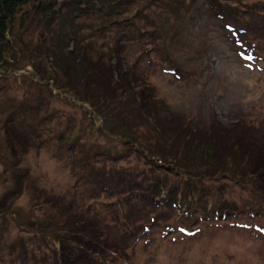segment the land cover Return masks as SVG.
<instances>
[{
	"label": "rangeland",
	"instance_id": "rangeland-1",
	"mask_svg": "<svg viewBox=\"0 0 264 264\" xmlns=\"http://www.w3.org/2000/svg\"><path fill=\"white\" fill-rule=\"evenodd\" d=\"M132 1L119 7V18H133L127 27L97 29L101 16L82 0L81 16L67 17L77 7L64 0L15 16L0 67V264H59L75 239L69 229L97 231L107 250L93 264H264V171L255 163L264 152V0H222L221 19L207 0ZM140 29L143 39L124 36ZM113 48L146 87L142 111L109 81ZM84 56L103 75L83 76ZM184 140L223 150L227 166L202 181L207 198L223 202L221 217L197 204L204 221L177 210L128 220L107 205L122 197L108 179L114 169L152 175L144 154L186 157ZM238 143L250 152L233 151Z\"/></svg>",
	"mask_w": 264,
	"mask_h": 264
},
{
	"label": "trees",
	"instance_id": "trees-1",
	"mask_svg": "<svg viewBox=\"0 0 264 264\" xmlns=\"http://www.w3.org/2000/svg\"><path fill=\"white\" fill-rule=\"evenodd\" d=\"M57 0H0V67H7V63L9 62V58L5 56L6 52L10 49V46L7 47V43H9L8 36L9 32L11 30V26L13 24V20L15 19V16L18 13H25L27 10H23L25 6L28 4H36V10L35 11H49L55 10V7H53V3ZM78 0H64L63 5L61 6H70L75 3L74 7H77V11L74 10L71 14H68L67 17H74L75 16H81L83 13V10L79 7V5L76 6ZM81 1V0H79ZM83 3L85 2L87 4V7L93 11V13H97L101 16V18L98 19V24L95 25L97 29H106L107 26H111L113 24H117V26H130L133 23V18L128 19H121L119 18V15L121 14L119 12V7L126 6L129 3H132V0H82ZM207 4H205L208 7L213 8L214 10H217L215 12V16L213 17L217 19L224 18L226 15L223 11L225 8L221 7L220 4L222 0H207ZM91 3V4H90ZM179 8V5H178ZM174 10V8H172ZM125 10V8H124ZM170 10V8L168 9ZM179 10V9H177ZM113 11V12H112ZM175 11V10H174ZM181 11V10H180ZM113 13V17L109 16L110 13ZM67 13H69L67 11ZM107 16V17H105ZM219 27L222 24H217ZM226 27V25H224ZM222 27V26H221ZM227 28V27H226ZM244 31L245 28H243ZM128 34L124 35L129 36L128 39H139V38H145L147 35L144 33L143 29L138 30L136 33L127 32ZM155 32L150 31L149 32V39H153L155 37ZM122 37V42L124 41L125 37ZM152 47L155 45V42H151ZM154 44V45H153ZM157 47V46H156ZM159 47V46H158ZM8 49V50H7ZM151 48H148L150 50ZM157 49V48H155ZM112 56L116 57L115 62L110 63V74L111 78L109 77V81L116 80L115 82L118 84L116 88L125 91V92H132L134 97V103L135 107H138L140 111H142V107L145 103L144 97L147 93L146 87L143 84H137V81L135 79L130 80L128 78V70L130 69V66L127 65L129 63L127 60L124 61V55L118 50H115L114 48L111 51ZM85 52H83V55ZM89 57L84 56L83 63L80 67V72L85 76V71L91 73V74H97V75H103V70L100 69V65L98 66L94 62H90ZM112 61V60H111ZM124 61V62H123ZM100 64V62H97ZM9 64V63H8ZM78 65V64H77ZM100 69V70H99ZM133 76V75H131ZM82 77V76H81ZM66 78V77H65ZM56 83L58 82L55 80ZM59 89L61 85H59V82L56 84ZM130 94V93H129ZM133 103V104H134ZM132 105V104H131ZM133 106V105H132ZM116 131H119L117 128ZM181 135V134H180ZM170 140L171 137H170ZM209 141L201 142L198 144H192L191 142L184 140L185 148L189 151H184L187 155H173V161L169 158V152L165 151L163 148L158 149L156 152L148 155L144 154L145 157H147V163L150 165L149 169H151L152 175L150 173H146L143 171L130 169L127 166H124L125 168L122 169V171L113 170V175H110L108 179L114 180V188L119 192V188L122 190V197L115 200V202L108 201L107 205L114 206V208H117V211L121 213L124 217H126L128 220L132 217H135L139 212H145L144 215H146L147 218L151 219L152 222L156 221V216L153 215L155 211L157 213L165 212L167 211H178L182 216L188 220L189 218H192V216L199 217L201 221L206 220V218L201 217L199 214V210L194 205H202L203 208H205V214L212 218L213 215L218 214L219 212H222L223 202L219 201H213L211 199H208L209 195H207L206 188L202 186V181H206L205 178H207L208 174L211 170H214L215 168L219 167H226L227 165H224L225 162L223 159H221L223 156L222 149L220 150V147L218 148V145L216 144H209ZM202 145V146H201ZM240 146H237V150H234L231 146V149L233 151L242 152L241 149L246 150L243 148L241 144H237ZM183 151V150H182ZM227 149L224 148V152H226ZM254 151V150H253ZM248 150L243 151V153L248 154ZM143 155V156H144ZM158 156L160 162H166L167 165L165 166L166 172L162 175H157L158 170H162L161 168L163 163L160 165L158 164V160H155V157ZM236 160L241 161L240 157L235 156ZM184 159V160H183ZM256 159V166H259L261 168V171H264V152H262L261 155L258 154ZM222 160V161H221ZM171 161V162H170ZM183 161H186L184 164ZM238 161V162H239ZM198 162V163H196ZM228 163V162H227ZM182 165V166H181ZM254 165V163H253ZM181 166V167H180ZM192 168L198 169L199 171L201 169H204L202 171H195L191 170ZM179 169H185L186 172L180 173ZM124 170V171H123ZM167 170L173 171L174 174L180 176L181 179L178 181H173L169 179V172ZM195 171V172H194ZM207 171V172H206ZM236 171V170H234ZM260 171V169H259ZM100 175H103L104 172L99 170ZM169 173V174H168ZM222 174L228 176V177H235L237 174H233L228 170H224ZM157 175V176H156ZM105 178L107 179V175H105ZM120 180L123 181V183L126 185V187H120L117 186L120 183H122ZM106 186V185H105ZM108 187V186H106ZM125 189V190H124ZM214 210V211H213ZM140 213V214H141ZM214 213V214H212ZM185 214V215H184ZM220 217L224 213H219ZM181 216V215H180ZM181 216V217H182ZM218 216V215H217ZM225 216V215H224ZM91 225H95L92 222ZM146 227V226H145ZM69 229L67 232L73 236H75L74 241L70 238L69 241L66 243L68 246H63L62 249H67L68 251H63L61 257L62 260L59 259V264H79L81 262V258H83L82 264H93V262L90 260L91 257L94 255L102 254L103 251L107 250L106 246L103 242L97 240V231L93 230H74ZM148 230V227H147ZM77 236V237H76ZM126 237V234H124ZM83 241V244H82ZM66 253V254H65ZM61 254V253H60ZM89 256V257H87ZM59 257L57 256V259Z\"/></svg>",
	"mask_w": 264,
	"mask_h": 264
},
{
	"label": "snow or ice",
	"instance_id": "snow-or-ice-1",
	"mask_svg": "<svg viewBox=\"0 0 264 264\" xmlns=\"http://www.w3.org/2000/svg\"><path fill=\"white\" fill-rule=\"evenodd\" d=\"M261 231H264V228H262Z\"/></svg>",
	"mask_w": 264,
	"mask_h": 264
}]
</instances>
